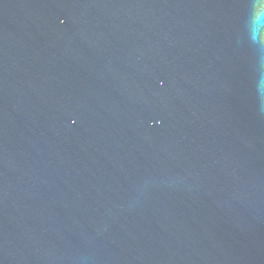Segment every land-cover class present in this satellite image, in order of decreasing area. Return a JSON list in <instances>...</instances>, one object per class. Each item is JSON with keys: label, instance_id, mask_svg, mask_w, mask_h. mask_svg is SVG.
Returning <instances> with one entry per match:
<instances>
[{"label": "water", "instance_id": "water-1", "mask_svg": "<svg viewBox=\"0 0 264 264\" xmlns=\"http://www.w3.org/2000/svg\"><path fill=\"white\" fill-rule=\"evenodd\" d=\"M0 264H264V0H0Z\"/></svg>", "mask_w": 264, "mask_h": 264}]
</instances>
